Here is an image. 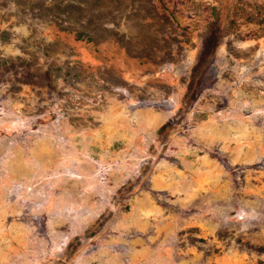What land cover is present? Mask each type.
<instances>
[{"label": "rangeland", "instance_id": "obj_1", "mask_svg": "<svg viewBox=\"0 0 264 264\" xmlns=\"http://www.w3.org/2000/svg\"><path fill=\"white\" fill-rule=\"evenodd\" d=\"M0 264H264V0H0Z\"/></svg>", "mask_w": 264, "mask_h": 264}]
</instances>
